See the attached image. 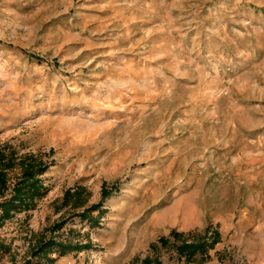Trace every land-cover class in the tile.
Listing matches in <instances>:
<instances>
[{
	"label": "rangeland",
	"instance_id": "rangeland-1",
	"mask_svg": "<svg viewBox=\"0 0 264 264\" xmlns=\"http://www.w3.org/2000/svg\"><path fill=\"white\" fill-rule=\"evenodd\" d=\"M0 149L7 196L47 166L0 264H46L51 237L84 245L51 264H264V0H0ZM194 191L195 227L159 213Z\"/></svg>",
	"mask_w": 264,
	"mask_h": 264
},
{
	"label": "trees",
	"instance_id": "trees-1",
	"mask_svg": "<svg viewBox=\"0 0 264 264\" xmlns=\"http://www.w3.org/2000/svg\"><path fill=\"white\" fill-rule=\"evenodd\" d=\"M15 158L13 156L7 157L6 154L0 149V165L5 163V167L12 165ZM23 165V170L19 177L16 178L12 186V191L7 196L4 191L6 188V173L0 169V220L8 217L10 212L13 210L27 209L34 206L37 198L42 197L47 189L43 186L39 175L42 174L46 169V164L44 162H36L34 159L25 157L21 159ZM100 203L91 205L88 209H85L82 213H88L91 210H96L100 207ZM61 222L57 223L60 224ZM60 225L57 226L59 228ZM205 243H198L197 245H192L191 243H182L177 246L180 253L186 255L190 258L197 251L202 250ZM84 245H70L63 243L59 240H54L52 237L48 239H41L37 245L31 251V257L41 255L47 261L46 264H51L52 260L47 256L49 251L59 250L60 254L66 252V250L77 249L80 250ZM211 248V244L209 245ZM147 260H144L140 264H147ZM25 264H31L30 260H26Z\"/></svg>",
	"mask_w": 264,
	"mask_h": 264
},
{
	"label": "crops",
	"instance_id": "crops-1",
	"mask_svg": "<svg viewBox=\"0 0 264 264\" xmlns=\"http://www.w3.org/2000/svg\"><path fill=\"white\" fill-rule=\"evenodd\" d=\"M161 175L160 173H155L153 178L149 179L148 181L143 182V187L145 185V183H151V180H156V179H160ZM153 182V181H152ZM260 192V197H261V201H264V190L259 191ZM157 195H158V191H153L150 195L149 198L151 200L156 201L157 199ZM189 196L188 202L184 203V201L187 199V197ZM144 200V199H143ZM147 202V200H145ZM198 194L196 191L194 192H190L188 195L187 193L185 194H180L177 193L175 195H173L167 202H165L164 205L161 206L159 210V213H161V215H166L167 213H172L174 216V226H180L182 229H190L196 226V224L198 222L201 221L202 219V213H201V209L198 205ZM145 202L144 204H142V206L138 207L137 210H142L145 206ZM137 207V205H133L132 208L133 210ZM186 208L190 209L193 211V221L187 225L185 224V217H184V213H186ZM136 212H132L131 215H134ZM244 215V214H243ZM263 227H264V211L262 212V217L261 219H259L258 221ZM163 224H165V217H163ZM264 229V228H263Z\"/></svg>",
	"mask_w": 264,
	"mask_h": 264
}]
</instances>
